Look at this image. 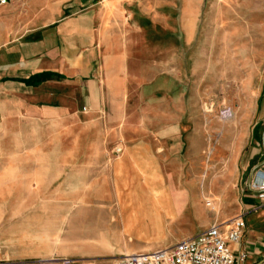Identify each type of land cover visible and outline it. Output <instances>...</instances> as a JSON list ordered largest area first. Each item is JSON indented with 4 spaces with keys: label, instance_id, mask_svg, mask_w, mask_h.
Here are the masks:
<instances>
[{
    "label": "crops",
    "instance_id": "crops-1",
    "mask_svg": "<svg viewBox=\"0 0 264 264\" xmlns=\"http://www.w3.org/2000/svg\"><path fill=\"white\" fill-rule=\"evenodd\" d=\"M201 5L0 9V264H114L236 216V264H264V164L249 182L264 161V72L208 141L203 63L187 52ZM137 177L143 194L129 191Z\"/></svg>",
    "mask_w": 264,
    "mask_h": 264
},
{
    "label": "rangeland",
    "instance_id": "rangeland-1",
    "mask_svg": "<svg viewBox=\"0 0 264 264\" xmlns=\"http://www.w3.org/2000/svg\"><path fill=\"white\" fill-rule=\"evenodd\" d=\"M34 1L41 6L56 7L62 0H0V9L23 10L27 4L34 8L38 6ZM169 15L176 21L177 28L185 21L180 5ZM263 22L264 0H205L204 5L202 0L196 39L201 44L187 52L197 64L203 63V136L208 127L213 128L214 133L208 141L220 139L222 125L231 124L235 109L249 103L243 91L254 88L264 72ZM216 60L221 64L216 65ZM224 109L231 115L223 116L220 112ZM215 123L219 125L216 129ZM136 179L140 180V187ZM134 183L135 188L129 191L140 194L146 191L142 178H134L131 185ZM161 186H164L162 179Z\"/></svg>",
    "mask_w": 264,
    "mask_h": 264
},
{
    "label": "built area",
    "instance_id": "built-area-1",
    "mask_svg": "<svg viewBox=\"0 0 264 264\" xmlns=\"http://www.w3.org/2000/svg\"><path fill=\"white\" fill-rule=\"evenodd\" d=\"M220 113L223 116L231 115L227 109ZM254 187L260 190L259 196L264 197V173ZM206 205L211 206L209 199H206ZM243 228L244 220L236 216L224 229L219 224L212 225L171 246L116 258L114 264H236L237 258L229 249L228 242L238 241ZM245 256L246 254L241 255L239 260Z\"/></svg>",
    "mask_w": 264,
    "mask_h": 264
},
{
    "label": "water",
    "instance_id": "water-1",
    "mask_svg": "<svg viewBox=\"0 0 264 264\" xmlns=\"http://www.w3.org/2000/svg\"><path fill=\"white\" fill-rule=\"evenodd\" d=\"M262 141H263V144H264V133H263V135H262ZM263 164H264V161H263L262 163H260L259 165H256L254 168H252V170H251V172H250V176H249V182L251 181V178H252V176H253L255 170H256L257 168H259V167H260L261 165H263Z\"/></svg>",
    "mask_w": 264,
    "mask_h": 264
}]
</instances>
